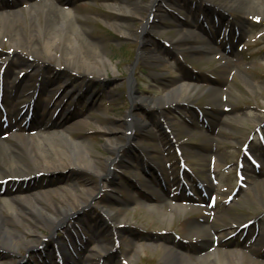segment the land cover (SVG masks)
<instances>
[{"label": "rangeland", "instance_id": "374dc122", "mask_svg": "<svg viewBox=\"0 0 264 264\" xmlns=\"http://www.w3.org/2000/svg\"><path fill=\"white\" fill-rule=\"evenodd\" d=\"M35 1L40 0H0V10L17 11L11 18L23 14L25 24L22 21L20 26L24 35L19 41L24 46L25 36L32 27L29 9ZM47 1L62 6L57 0ZM134 1L146 7L129 17L128 26L121 28L114 23L110 11H118L119 4L125 3L123 0H72L64 6L82 21L72 20L85 29L83 34H78L80 42L90 54L104 60L106 73L101 68L99 78L98 72L81 76L80 64L69 67L59 58L66 54L68 46L62 33L54 42L55 57H50L42 41L35 55L30 54L31 48L16 49L9 38H0V77L3 62L13 59L15 63L9 69L10 80L0 79V96L12 89L14 80L23 78V85L18 87L21 92L14 96L16 111L33 106L30 100L37 95L34 102L38 108L31 117L33 121L40 117L60 122L67 116L69 120L63 124L66 128L75 121L87 120L90 125L76 128L73 134L89 143L101 165L104 157L110 155L105 141L108 137L122 139L132 116L147 125L130 135L131 145L140 150L135 152L136 158L132 160L128 156L129 163L114 162L115 179L74 170L40 181L44 189L50 187L47 183H52L59 193L61 187L76 181L80 185L96 183L99 192L83 211L82 218L41 232L50 249H67L61 244L73 242L68 233L72 229L77 248L83 247L85 256L95 251L107 256L113 254L112 246L103 252L101 240L86 246L84 243L100 231L114 229L110 237L122 236L121 245L113 250L118 264H162L163 244L169 240L180 242L186 255H191V251L199 255L207 249H218L220 259L231 264L227 253L236 251L244 255L240 264H264V7L253 9L251 15L240 8L226 11L222 16L210 11L206 0H156L148 11L150 0ZM147 19L158 31L149 25L145 27ZM170 20L169 26L165 22ZM145 29L144 40H140L136 34ZM181 33L190 34V41L175 43ZM199 36L202 41L196 40ZM211 41L214 51L201 53ZM83 53H78V58ZM151 53L160 60L149 63ZM30 62L38 64L40 70L30 71L33 68ZM56 68L62 70L61 74L56 73ZM41 73L46 79L56 81L52 92L35 91ZM187 82L197 88L184 94L181 102L174 101L159 110L142 104L129 112L134 95L159 98L170 85ZM65 85L68 87L62 91ZM214 89L219 90L220 102L212 95ZM58 96L62 100L55 101ZM30 119H19L17 128L22 125L27 132L36 134L39 126L29 127ZM10 125L7 122L4 126H8L3 130L6 137L11 134ZM99 126H111L117 131L99 130ZM149 161L153 169L145 167L150 165ZM119 169L125 174L121 175ZM170 171L172 175H168ZM39 190L40 187L33 191ZM155 191L166 202L153 200L151 195ZM177 197H185L178 202L189 210L176 208L170 218V206L164 204L175 203ZM5 199L0 195V201ZM109 212H119L117 217H124L127 222L113 224ZM196 220L205 221L211 232L208 248L200 240H194L192 222ZM237 222L245 225L235 226ZM14 232L19 235L17 228ZM48 253L47 248L40 251L21 248L17 254L19 263L16 258L6 260L14 264L23 261L46 264L43 256ZM104 263L114 264L106 260ZM199 264L215 262L204 259Z\"/></svg>", "mask_w": 264, "mask_h": 264}, {"label": "bare ground", "instance_id": "6f19581e", "mask_svg": "<svg viewBox=\"0 0 264 264\" xmlns=\"http://www.w3.org/2000/svg\"><path fill=\"white\" fill-rule=\"evenodd\" d=\"M57 1L62 6H57L47 0L35 1L32 3L29 9L31 12L29 21L32 27L28 30L29 34L25 36L27 40V45L25 46L19 41L24 35L20 26V22L22 21L25 24L24 16H21L23 14L17 18H11L10 15H16L17 11L0 10V38H9V43L12 46H16V49L28 50L31 48L30 54L35 55L39 53L37 45L42 41L50 57H55L52 52L57 48L54 47V42L56 39H59V35L62 33V38L68 46L66 54L59 56V58L63 59L65 64L69 67H75L76 64H80L81 66L79 68L82 69L80 71L81 76L98 72L97 76L99 78V76H102L101 68L104 67L105 70L103 69V71L106 73L104 60L101 56H97V54H90L91 52L80 42L78 34H83L85 29L74 24L72 20L74 18L75 21H82L76 16L73 17L71 11L64 8V6L72 3V0ZM123 1L125 3L119 4L118 11H110L114 23H117L120 28L128 26V18L135 13H141L146 7L140 1ZM150 1L151 2L147 5V11L156 0ZM206 1L207 3H205V5L209 4L210 11H217L222 16L226 14V11L231 12L234 9L243 8L241 10H244L243 12L247 15L250 14L253 9L257 10L264 7V0ZM150 21L149 19L146 20L145 27L149 25L151 29H156V31H158L157 26L154 24L152 25ZM165 23L169 26L172 25L171 20ZM244 23L245 21L241 22V26H243ZM34 24L37 25V27H34ZM118 26H116V28ZM145 32L146 29L143 30V32H138L136 35L140 40H144ZM124 34H126V32ZM179 37L180 38L175 41L177 44H181L184 40L190 41L191 38L190 34L182 33ZM194 38L196 39V37ZM196 40L202 41V37L199 36ZM91 43L95 46V43ZM142 43H144V41ZM79 51H84V55L78 58L77 55L80 53ZM201 51V53L206 55L211 54L214 51L212 41L206 44ZM147 60L149 63H153L159 61L160 58L154 55V53H151ZM4 63L2 75L8 77L10 72L9 69L14 66L15 63L13 59L9 60L7 63L3 62V64ZM100 63H103V66H100ZM30 65L33 66L30 71L37 72L40 70L38 64L30 62ZM56 70L57 74H61L60 72L62 70L60 68H56ZM18 79L20 78L18 77ZM21 81L24 82L23 78L20 79V82ZM131 83L132 82L129 81L130 85ZM38 84V87L35 89L37 93L45 91L52 92L56 81L53 79H46L43 73H41ZM67 87L68 86L65 85L62 91H66ZM196 88L197 85L187 82L179 85H170L166 94L159 98H146L134 95L133 104L129 112L132 113L134 109H136V106L138 107V105L141 106L142 104L143 106L148 104L149 107L155 110L163 109V107L174 101L181 102L184 94L188 95L189 92L195 91ZM16 91L17 87H15L7 97L11 99ZM133 92L134 90L132 93ZM212 93L216 99L215 101L220 102L217 100L219 90L214 89ZM80 97L81 96H79V98ZM57 100H62V97L58 96L55 101ZM0 114L3 116L0 117V195L6 197L5 200L0 201V264H14L11 260H6L9 257L16 258L17 263H19L17 254L21 248L34 251H40V248H47V250H49L46 256V260H48L47 264H52L55 254L62 255V264H94L95 261L97 262L96 264H105L104 260H106L107 263L113 262L114 264H118V260H115L116 255L113 250L117 249L116 245H121L122 236L119 235L116 238L110 237L109 234L112 233L114 229L106 233L100 231L99 234H96L84 243V246H86L88 243H96L97 240H101L103 252L109 250V245L112 246L110 251H112L113 254L107 256L101 255L100 252L96 251L91 252V256H85L82 252L83 247L77 248V244L72 243L70 240L69 242H71V244H67V249L59 248L58 251H53L50 249L51 246L48 244L46 236L41 232V229L46 228L48 230H53L57 226L66 224L71 219L79 220L82 218L81 215L83 211H86L85 209L89 207L90 201L99 193L96 183L80 185L79 181H76L75 184L72 182L69 183V186L61 187L62 192L59 193L51 186L52 183H47L46 186L50 187L44 189L40 181L44 177H55L65 171L74 170H79L81 173L92 171L93 175L98 178L104 175H110V173L113 172L111 169L114 162L118 161L119 154L129 150L131 147L134 148L131 145L132 136L130 135L134 130L146 128V123L136 116H132L127 122L126 132L123 134L122 139H118L120 137H108L104 146L110 155L104 157V164L101 165L100 159L93 154V148L89 143L85 139L74 137L73 134L76 132V128L90 125L87 120L75 121L65 128L63 124H66L67 120H69L67 116L59 122L56 119L49 121L40 117L33 121L32 115L30 119L31 124H28V126L31 127L32 125H36L39 127L36 134H31L27 132L22 125L17 128L19 119L22 120L27 114L20 110L16 111L12 102H9L7 107H0ZM68 114H70V112ZM5 121L11 123V130L8 131L11 134L7 137L3 134V130L8 129V126L4 127ZM98 128L99 130H110V132L117 131L116 128L111 126H99ZM149 163L153 164L150 161ZM148 168L147 166V169ZM168 175H172L171 172H168ZM24 184H26L25 187H23ZM38 187H40L41 190L34 192L33 190ZM151 198L157 202L160 199V202H166L156 191L152 193ZM178 198L185 199V197ZM165 205L170 206V218L176 208L180 211L189 210L177 200L175 203H165L164 206ZM10 206L13 207V209H11ZM117 213L119 212L108 213L109 220L113 222V224L122 225L127 222L126 219L124 220V217H117ZM24 219H28L29 221L26 222ZM115 220L117 222H115ZM192 224V228L195 230L193 233V235H195L194 240H200V243L203 244L205 248H208L207 244L212 235L209 228L206 227L205 221L199 222L196 220L192 222ZM12 225H15L13 229ZM241 225L245 224L243 222H237L235 226ZM14 228H17L19 235L14 232ZM106 228L107 227H105L104 230ZM68 233L74 238L72 229H70ZM75 246L76 249H74ZM183 250H185V248L180 242L173 240L166 241L163 244L161 256L162 264H199L204 259H206L208 263L212 260L215 264H228L220 259V251L218 249H207L199 255L196 251H191V255H186L183 253ZM227 254L229 257L231 256V264H240L244 257L243 254L236 251H231ZM233 256L237 258L234 259L232 258Z\"/></svg>", "mask_w": 264, "mask_h": 264}]
</instances>
